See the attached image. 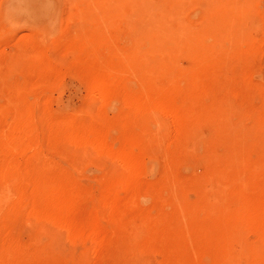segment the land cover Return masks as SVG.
<instances>
[{
  "label": "rangeland",
  "instance_id": "374dc122",
  "mask_svg": "<svg viewBox=\"0 0 264 264\" xmlns=\"http://www.w3.org/2000/svg\"><path fill=\"white\" fill-rule=\"evenodd\" d=\"M0 264H264V0H0Z\"/></svg>",
  "mask_w": 264,
  "mask_h": 264
},
{
  "label": "bare ground",
  "instance_id": "6f19581e",
  "mask_svg": "<svg viewBox=\"0 0 264 264\" xmlns=\"http://www.w3.org/2000/svg\"><path fill=\"white\" fill-rule=\"evenodd\" d=\"M95 98V97H94ZM95 99H93V101H94ZM98 100H99V98H98ZM93 103H95V102H93ZM99 104H100V100H99ZM99 106H101V105H99ZM91 108V107H90ZM92 110V109H91ZM169 121V120H168ZM86 134V133H85ZM76 139V138H75ZM87 140V139H86ZM85 140V141H86ZM89 140H91V139H89ZM95 140V139H94ZM88 141V140H87ZM78 142V141H77ZM90 142V141H89ZM92 142H95V141H92ZM71 144V143H70ZM87 144V143H86ZM84 145L83 147H82V151H84V152H88V154L90 153L92 156H94V158H99L100 159V157L102 158V156L103 155H101V156H97V147L95 148V146L92 144V145ZM72 145V144H71ZM83 145V144H82ZM97 145H99V144H97ZM96 145V146H97ZM73 147V146H72ZM100 149V148H99ZM99 151V150H98ZM100 152V151H99ZM108 153V152H107ZM99 154H101V153H99ZM98 154V155H99ZM102 154H103V152H102ZM108 154H110V153H108ZM111 155V154H110ZM87 157V156H86ZM114 157H116V156H114ZM112 158V157H111ZM117 158V157H116ZM119 159V158H118ZM114 160V159H109V158H107L106 160L107 161H111V162H113L114 163V165L116 166V168H117V182L115 183V186L113 187V198H115V199H113V198H110L109 200H108V207L110 206H112V205H114L113 203H116V200H118V195H119V193L120 192H118V190H119V188H121L122 186H123V184L127 181V179H128V177H129V175H130V173H131V169H130V166L129 165H127L124 161L122 162V161H120V159L119 160ZM113 167V166H112ZM7 170V169H6ZM115 174V173H114ZM132 174V173H131ZM134 176V175H133ZM104 180H105V178H104ZM119 183V186L118 187H116V185ZM116 187V188H115ZM127 187V186H126ZM115 189V190H114ZM122 193V192H121ZM93 196V195H92ZM110 196V195H109ZM115 196V197H114ZM96 197V196H95ZM110 197H112V195L110 196ZM52 199V198H51ZM97 199H98V195H97ZM96 202V201H95ZM73 203V202H72ZM99 203V202H98ZM95 205H97L96 203H94ZM100 204V203H99ZM106 205V204H105ZM50 206V205H49ZM70 206H71V204H70ZM72 207V206H71ZM110 207H109V209H110ZM48 208V207H47ZM68 205H55V206H52L51 207V209H49V212H48V217H47V223L48 224H50V225H52L53 227H56L57 229H58V231H59V233L61 234V236L63 237V239L66 241V242H68L71 246H79L80 247V241H79V238H76L75 237V234H74V230H72V228H71V226L69 225V224H67L66 223V212H67V210H68ZM117 208H118V206H117ZM111 209H112V211H113V208L111 207ZM110 209V210H111ZM38 210V209H37ZM36 210V211H37ZM41 210V209H40ZM39 210V211H40ZM70 210V209H69ZM98 210V209H97ZM106 210V209H105ZM35 211V212H36ZM39 211H37V212H39ZM110 212V211H109ZM47 213V212H46ZM113 213H114V211H113ZM35 214V213H34ZM34 214L32 215V213H31V215L32 216H34ZM38 214H40V212L38 213ZM42 214V213H41ZM40 214V215H41ZM103 214V213H102ZM106 214H108V211H107V213ZM108 215H110V213L108 214ZM113 215V214H112ZM44 216H45V214H44ZM107 216V215H106ZM31 217V216H30ZM35 217H37V216H35ZM104 218H105V216H104ZM40 219V218H39ZM98 220V219H97ZM29 221V220H28ZM100 221H101V219H100ZM105 221V220H104ZM102 224V223H101ZM35 225V224H34ZM89 234L87 235V236H85V238L84 237H82V240H81V242L83 243V246L85 247V248H87V250H91V246H92V244L94 243V241H95V239H96V236H97V232H96V227H95V225L94 224H91L90 226H89ZM106 229H107V227H106ZM37 230V229H36ZM86 230V229H85ZM59 234V235H60ZM98 238V237H97ZM96 242V241H95ZM56 243V242H55ZM82 246V245H81ZM66 247V246H65ZM79 247H78V249H76V252L79 250ZM97 247V246H96ZM94 248V247H93ZM93 248H92V250H93ZM75 252V253H76ZM92 253H95V252H92ZM76 254H78V253H76ZM92 255V254H91ZM89 256V255H88ZM79 259V258H78ZM87 259H89L88 257H87ZM86 260V259H85ZM76 261V260H75ZM77 262V261H76ZM75 262V263H76Z\"/></svg>",
  "mask_w": 264,
  "mask_h": 264
}]
</instances>
